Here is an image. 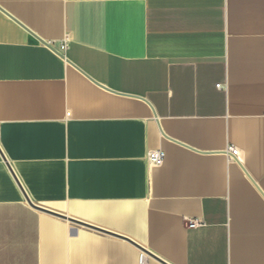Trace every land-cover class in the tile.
<instances>
[{
	"label": "crops",
	"instance_id": "0c3cea01",
	"mask_svg": "<svg viewBox=\"0 0 264 264\" xmlns=\"http://www.w3.org/2000/svg\"><path fill=\"white\" fill-rule=\"evenodd\" d=\"M141 251L264 264V0H0V264Z\"/></svg>",
	"mask_w": 264,
	"mask_h": 264
},
{
	"label": "built area",
	"instance_id": "2783aa9c",
	"mask_svg": "<svg viewBox=\"0 0 264 264\" xmlns=\"http://www.w3.org/2000/svg\"><path fill=\"white\" fill-rule=\"evenodd\" d=\"M230 151L233 155H238V153H239V149L234 148V147H231ZM165 156H166V153L164 150H161V149L150 150L147 154V160H148L149 164H151L153 166H161L164 163ZM198 223H199L198 220H191L189 222V225L190 226H196ZM138 264H150L149 263V255L146 252L141 251V253L139 255Z\"/></svg>",
	"mask_w": 264,
	"mask_h": 264
},
{
	"label": "water",
	"instance_id": "95a60500",
	"mask_svg": "<svg viewBox=\"0 0 264 264\" xmlns=\"http://www.w3.org/2000/svg\"><path fill=\"white\" fill-rule=\"evenodd\" d=\"M45 43L48 44V42H45ZM49 45H50V44H49ZM50 46H51V45H50ZM51 47H53V46H51ZM53 48H54V47H53ZM54 49H55V48H54ZM55 50H56V49H55ZM27 199H28L29 203H30L33 207H35V208H37V209H40V210L49 211V210L43 208L42 206H39V205L35 204L34 202H32V200H30V198L27 197Z\"/></svg>",
	"mask_w": 264,
	"mask_h": 264
}]
</instances>
